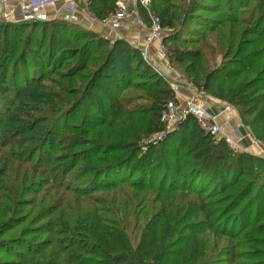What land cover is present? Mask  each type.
<instances>
[{
  "label": "trees",
  "instance_id": "obj_1",
  "mask_svg": "<svg viewBox=\"0 0 264 264\" xmlns=\"http://www.w3.org/2000/svg\"><path fill=\"white\" fill-rule=\"evenodd\" d=\"M186 1L183 7L175 0H152V10L172 31L165 45L166 40L176 41L166 46L170 63L187 65L204 91L229 87L232 97L216 95L237 105L241 120L264 141V0H255L249 20H239V15L252 0ZM91 3L99 20L117 8V0ZM203 10L216 14L208 18L209 34L226 24L251 25L231 58L230 46L212 71L205 65L203 48L196 46L201 40L188 39L181 29L190 27L185 24L189 20H206ZM142 16L148 21L144 10ZM193 30L200 33L198 26ZM74 58L76 63L59 74L65 79L81 75V91L71 90L80 97L66 105L58 95L43 116L36 114L38 108L18 106L26 88L39 85L47 71ZM145 60L141 48L127 40L112 41L78 23L0 22V252L7 256L0 264H264V159L216 140L193 115L161 141L147 143L166 130L161 117L177 95ZM246 71L252 74L249 82L242 81ZM10 74L16 78L15 98L7 96ZM129 87L143 90L138 97L145 103L131 106L133 96L122 93ZM85 103L95 112L84 110L75 124ZM106 126L108 130L93 135ZM125 168L131 176L119 178ZM127 182L157 192L159 200L163 194L176 197L179 190L183 201L191 193L195 198L182 207L187 215L180 216L179 210L175 218L162 201L150 221L136 226L140 233L135 243L127 225L103 217L95 195ZM44 187L43 199L52 203L47 211L34 197ZM66 202L63 220L49 218L53 226H45V219ZM27 205L39 207L33 216L39 224L8 237L28 219L20 220ZM208 233L214 237L210 246Z\"/></svg>",
  "mask_w": 264,
  "mask_h": 264
},
{
  "label": "rangeland",
  "instance_id": "obj_2",
  "mask_svg": "<svg viewBox=\"0 0 264 264\" xmlns=\"http://www.w3.org/2000/svg\"><path fill=\"white\" fill-rule=\"evenodd\" d=\"M185 1L186 0H175V3L184 7ZM200 1L205 3V4L212 3V1H210V0H200ZM255 2H256L255 0H252V3L249 6V9H247V11H245L244 13H241L239 15V20H243V19L249 20L248 18L251 15L252 10L254 9V6L256 4ZM86 8H87L86 6L84 7L82 5L80 6V4H78L79 13H81V15L83 17H85L86 20H89V18L87 16L88 14L86 15V11H85V10H87ZM90 10L94 11L95 9L92 6H90ZM50 11H52V9H50ZM200 12H201L200 13L201 16L206 20H202V19L189 20L185 24L189 25L190 27L185 29L183 26V27H181V29L185 31V33L183 31V34L186 37H188V39L196 38V39L201 40V42L196 46L203 48V51L205 54V65L207 67V70L212 71V70H214V68L216 66H218V65H220V63H222V61L225 58L224 54H226V51H227L228 47L230 48V46L233 47L232 53H231V55H229V58H231V56L236 51V48L238 47L240 41L242 40L241 34L243 33L244 30H246V28H249L248 26H251V25H249L248 23H244V24L239 23L237 25H234L231 28L230 25L226 24V26L221 27L216 32L209 34L210 32H208V27H206V25L211 26L212 22H209L211 19H208V18L209 17L215 18L216 14H214L213 12L206 11V10H203ZM142 20H145V19L143 18ZM145 22L147 24H149V22L147 20H145ZM195 22L196 23L199 22L200 25L195 24ZM139 25L140 24H138L137 26H139ZM196 26H198V28L200 30L199 34H194L193 28ZM80 27H81V25H80ZM171 32L172 31H170L169 29H165V36H168ZM25 36L26 35H24V37L22 39H24ZM247 37L251 38L250 36H247ZM116 39L117 38H113L111 40L114 41ZM166 41H168L166 43L167 47L173 46L176 43V41L173 39L166 40ZM184 44H186V43H184ZM21 51H22V46H21V49L17 53V57H19L18 55ZM160 58L162 60H163V58L167 59L166 62L169 64L167 65L166 68L160 67L161 65L159 63H157V66L154 64H151V66L153 67V71H151V72L155 71L157 73V75L162 76L163 80L165 79V81H167L170 84V86L177 87L176 88L178 90L177 91L178 92L177 97L180 98V96H181V97L187 98L189 96L197 95L199 97L200 102L211 112H213L212 111L213 108H217V107L221 106V107H231L236 112L239 113L237 105L232 104V103L228 102L227 100L222 99L216 95V93L222 92L226 96L232 97V96H230L232 92H231L229 87L226 86L224 88H221V87L217 86L215 93H209L207 91H204L195 85V83H194L195 82V76H194V74H192L191 70L187 68V65H179L176 63L174 65L171 64L169 61L168 55H167V51H166L165 55L161 54ZM31 60L32 59L30 58V61ZM76 60H77L76 58L71 59V60L68 59L64 65L58 66L54 71H51V72L47 71L46 79L41 81V83H39V85H33V86H31V88L28 87L25 89L26 90L25 94L20 99L17 100L19 102L18 106L22 107L23 110H29V108H38V110L36 111V114H38L39 116H43L44 114L41 113L42 110L45 109L48 102H51V101L55 102L56 98L59 97L58 95H61L62 97H64L67 100L66 105L71 104L74 100H76L78 97H80V94H77V95L72 94L71 90L76 88V89H79L81 91V89H80L81 84L85 82V80L83 81V79H81V75H78L77 77L72 78V79H69V78L65 79V78L61 77V75L59 74V71L67 70L73 64H75ZM145 61L147 62V60H145ZM135 62H137V61L135 60ZM32 64L33 63H31V69H33ZM120 65L124 66L121 63H120ZM142 69H143V66L140 67L141 71H142ZM15 79L16 78L14 76L12 77L10 74L9 85L11 86L12 89L7 95L10 98H15V93H14L15 89H13L14 84H15V81H14ZM251 79H252V74L248 73L247 71L243 72L242 81L247 80L249 82ZM202 80H203V78L201 77V83H202ZM230 81H231V79H229L228 82H230ZM20 82L21 81L19 80L17 83V86L24 89L25 85H22ZM41 86L43 88H41ZM122 93H123V96H125V97L133 96L134 101L132 102L131 106H133V104H139L140 105V104L145 103V100H143L142 97H138L139 95L144 93L143 90H140V89L135 88V87H129V88L124 89V91ZM184 98H182L178 101L179 106L182 108H185V106H186V103L183 102ZM82 108H83V111L80 112L76 116V120L74 121L75 124L79 123L81 121V119L83 117L84 110H87V111L89 110V112H95V111H92L90 108H88L87 103H85V105ZM0 110H1V106H0ZM252 118L249 117L247 120H250L252 122ZM241 124L243 125L244 128H247V130L250 132V134L252 136H254L256 138L254 141H257L258 143L257 142L256 143L258 145L260 144L261 146L264 147V141H262L256 137L253 128L250 125L246 124L245 121H242V120H241ZM43 125H45V122L43 123ZM106 130H108L107 126L106 127H100V128H98V130H96L95 133H93V135L96 136V134L98 132L106 131ZM256 133H258V132H256ZM30 134H33V133H30ZM30 134H28V135H30ZM223 141L226 142L229 145V147L234 149L235 151H242V149L241 150L237 149L235 147V145H232L225 140H223ZM240 146L244 148V144L240 143ZM0 150H1V148H0ZM2 152L3 151H1V153ZM258 156H260L264 159V151L261 150V154H259ZM156 158H157V156L154 157V159H156ZM97 165H100V164H97ZM258 166H260V165H258ZM262 170H264V168H262ZM124 175H126L127 177L131 176L130 170L126 169V168L124 170H122V172L119 173V178L124 177ZM136 176H138V173L135 174L133 176V178H136ZM161 176H162V174H161ZM71 177L72 176H70V178ZM0 178H1V176H0ZM47 180H48V177L45 179V181H47ZM158 184L159 183H157V185ZM46 186H51V184H48ZM212 186H213L212 183H210L209 187H212ZM167 187H168V185H167ZM45 188H47V187L40 189L42 191H38V193L36 192L34 194V197L38 203V206H40L39 204L45 203V210H46V209L52 208L50 206L52 203L48 202V200H49L48 197L45 200L43 199V198H45V190H46ZM54 192H57V191H54ZM177 194L178 195H176V197H172L168 194H163L162 196H164V198L162 200H159V194L157 192H152V191H148V190L147 191L141 190V189H138L137 187L132 186L129 182H127L126 184L118 187V189H113L111 191H106L103 189L98 190L95 195L100 198V200H99L100 202H98V206L100 208H103V210L101 209L102 210L101 214L103 215V217H105L108 220H115L116 219L120 223L122 222L123 224L127 225L131 239L136 243V242H138V237H139V233H140L139 230H136V226L142 225V223L144 224V223L150 221L153 218V216L158 211H160L162 209V206H164V202L169 207L168 211L172 214V216H173L172 218H175V216H177V212H180L179 210H181V213H182L180 216L184 215V213H185V215H187V213L184 212L185 209H183L182 207L185 204L188 205L189 201L191 199L193 200L195 198V194L194 193L188 194L185 201H183L184 195H182V194H184V193L182 190H179V192H177ZM162 201H164V202H162ZM173 201H174V203H173ZM63 203H64V201H63ZM68 203H70V200L68 201ZM65 205L67 206V202H66V204H64L62 206H58L57 210L53 211L54 212V213H52L53 216L50 215L47 219H45V226H47V227L53 226L52 224L48 223L49 218L51 221L56 220V219L63 220V213L65 212ZM37 211H39V207H32L31 205L25 206L24 212L21 213L20 214L21 217H20V215H19V217H20V220L25 219L26 216H27L26 218H28V219L25 222H23L22 224L18 225V227L15 228L14 231L10 232L7 236L8 237L14 236L16 233L20 232L21 230H23L26 227L27 228H30V227L33 228L37 224H39V223H35L36 219L33 218V216H36L35 214H37ZM26 212H28V214H26ZM30 212H32L33 215H29ZM0 214L1 215L3 214L2 210L0 211ZM39 214H40L39 216H41V215H44L45 213L42 211ZM193 221H194V219H192V222ZM48 224H49V226H48ZM47 234H49V233L45 232V237L47 236ZM205 236H206V241L209 243V246H210V244L214 243V237L211 233H208ZM6 257L7 256L5 255V253L0 252V258L1 259L6 258Z\"/></svg>",
  "mask_w": 264,
  "mask_h": 264
},
{
  "label": "built area",
  "instance_id": "obj_3",
  "mask_svg": "<svg viewBox=\"0 0 264 264\" xmlns=\"http://www.w3.org/2000/svg\"><path fill=\"white\" fill-rule=\"evenodd\" d=\"M92 0H0V22H45L59 20L78 23L80 13L78 4L90 6ZM152 0H117L116 11L102 22L112 31H119L126 25H147L149 33L145 37V46L142 49L143 57L149 62L150 46L157 42L159 53L165 55L167 47L164 42L165 28L162 20L151 8ZM62 8H61V7ZM61 8V9H60ZM52 9V11H50ZM142 10L148 17L147 24L142 20ZM142 18V19H141ZM117 39L119 37L116 36ZM151 64V63H150ZM178 95L177 87L172 86ZM184 97H177L167 104L161 121L166 130L154 135L147 143H157L174 131L189 115L195 116L201 127L218 141L225 140L241 150L240 143L243 135L240 131L231 130L227 125L217 120V114L209 111L199 100L197 95L184 98L185 108L179 106L178 101ZM243 151V150H242ZM264 151V147L262 149Z\"/></svg>",
  "mask_w": 264,
  "mask_h": 264
},
{
  "label": "crops",
  "instance_id": "obj_4",
  "mask_svg": "<svg viewBox=\"0 0 264 264\" xmlns=\"http://www.w3.org/2000/svg\"><path fill=\"white\" fill-rule=\"evenodd\" d=\"M92 4V3H91ZM90 4V6H91ZM86 6L84 3H80V6ZM90 6H86L87 10L86 15L88 16L89 20H86L85 17H83L80 13V19L78 24H80L82 27L98 32L102 36L113 39L119 37V39L127 40L128 42L132 43L136 47L141 48V50L145 46V37L149 33V28L147 25L144 26H137V25H126L119 31H112L109 26L105 25L102 20H99L96 16L95 10L91 11ZM61 7V6H60ZM62 8V7H61ZM60 8V9H61ZM85 16V15H84ZM159 44L155 42L150 46V56H149V63L154 64L157 66V63H159L161 66L166 68L169 63H167V59L163 60L160 58L161 54L158 51ZM212 111L217 114V120L225 125L231 130H237L240 131L243 135V140L241 141V144H244V148L241 147L243 151L251 152L255 155L261 154V150L263 149V146L260 144L258 145L257 141H254L256 138L250 134V132L247 130V128H244L241 124V117L238 112H236L231 107H217L213 108ZM257 142V143H256ZM246 144V145H245ZM258 145V146H257ZM260 146V147H259Z\"/></svg>",
  "mask_w": 264,
  "mask_h": 264
}]
</instances>
